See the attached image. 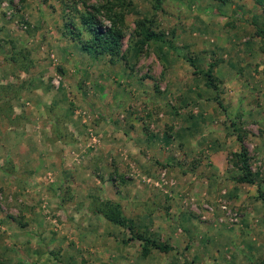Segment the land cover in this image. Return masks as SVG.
Instances as JSON below:
<instances>
[{"label":"rangeland","instance_id":"rangeland-1","mask_svg":"<svg viewBox=\"0 0 264 264\" xmlns=\"http://www.w3.org/2000/svg\"><path fill=\"white\" fill-rule=\"evenodd\" d=\"M131 1L124 58L110 62L60 30L73 3L105 0H0V168L21 182L9 194L0 170V225L44 223L36 238L62 237L41 258L60 264H252L264 257V66L258 78L250 71L264 64V3ZM144 17L159 38L139 49ZM211 63L216 89L202 73ZM237 133L253 184L237 179ZM59 143L70 145L63 170ZM18 158L45 165L13 175ZM98 198L170 248L142 255L125 227L92 210ZM160 212L172 230L158 226Z\"/></svg>","mask_w":264,"mask_h":264},{"label":"trees","instance_id":"trees-1","mask_svg":"<svg viewBox=\"0 0 264 264\" xmlns=\"http://www.w3.org/2000/svg\"><path fill=\"white\" fill-rule=\"evenodd\" d=\"M215 1L224 2V0ZM253 2L255 4H263L264 0H253ZM83 3L82 8L75 2L68 7V11H65L60 26L61 33L76 42L81 51L95 58L106 56L110 62L116 59H123V40L126 35L124 20L127 12L132 9V1L105 0L104 3ZM160 6L161 0H155L154 10L159 9ZM101 16L106 18L108 23H105ZM152 22V19L147 20L144 17L143 19H138L135 23L136 31L133 44L139 49L144 44L149 43V41L159 38V33L152 30ZM258 30L260 32L263 29L259 28ZM16 54L24 58L23 53L16 52ZM189 61L195 64L191 59ZM212 65L213 63L202 70V73L205 76L206 84L216 89V81L218 78L213 74ZM218 103L221 104L220 101ZM237 139L240 141V149L232 151L231 154L234 164L239 171L237 179L244 183L253 184L256 181V174L249 164V153L244 143V137L241 133H237ZM92 204V210L94 212L101 213L111 224L118 227H125L131 233L129 238L140 240L142 255H146L151 249L167 250L170 248L167 243L137 230L131 224L130 218L122 211L119 202L98 198ZM252 264H264V257Z\"/></svg>","mask_w":264,"mask_h":264},{"label":"crops","instance_id":"crops-1","mask_svg":"<svg viewBox=\"0 0 264 264\" xmlns=\"http://www.w3.org/2000/svg\"><path fill=\"white\" fill-rule=\"evenodd\" d=\"M263 66H264V64L262 62H260V63H258V65L256 67H254L253 69H250V71L252 72V74L256 73L257 74L256 77L258 78L259 76H261L260 73H261V69L263 68ZM245 74H246V71H245ZM236 76L238 77V74H236ZM239 77H238V79H239ZM261 80L264 81L263 78H261ZM69 146L70 145H68L66 143H59V144H56V146L54 147V150L52 149L53 153H55V151L58 150V154L55 157H57V160H58L57 164L59 165V167H62V170L64 167H66V165L64 163H62L63 161H62L61 155L65 154L66 151H68ZM9 162H10V164H12V169L10 171L8 170V172H11V174H13V175H17L21 170H25V169L30 170V168H33V166L36 165L35 172L28 173V176L34 175V177L36 176V173L39 172V170L43 169V167H44L43 165H45L44 163L42 164V162L40 160H38V162H36L35 158H32V164L33 165L30 164L29 162H27L26 164H23V162H20L19 158L9 160ZM0 170H1V172H3L2 173V179L4 180V182H7L5 185L7 186L6 189L8 190L9 194L10 193H12V195L15 194L14 191L17 192L19 190L17 183H21L20 180H18V179L12 180V179H14V176H12V178H10L8 173L4 172V170H5L4 165H1ZM60 198H61V196H60ZM65 209L67 210V207ZM58 211L60 212V210H58ZM0 215L2 216L1 213H0ZM141 215L143 218H146V216H144L146 214H141ZM4 217H5V215L0 217V219L2 220V223L4 221H6ZM159 217L160 218L158 220V226L161 229H166L168 227L169 230H172V226H168L167 216L163 217L161 215V212H160ZM31 224L32 223L28 222L27 224L21 225V227H18L16 225L8 227L7 224H6V226L0 225V227L1 226H2V228L4 227V229L6 231L5 236L2 237V239H0V247L7 246V249H8L5 252H3V250H0L1 264L6 263L7 261L10 264H50V262H51V264H60V261H57V259L50 260L49 258H46V257L41 258L42 255L40 254L41 253L40 251H41L42 245L43 246H51L52 245L55 247V246L61 244L60 242L58 243L57 239H61L62 236L58 235V233H57L56 234L57 239L53 243L51 242V240H53L51 238V235L46 240H44V239L40 240V239H38V237L36 238V234H33V230L37 229L39 231V229L41 227H44L45 224L43 223L41 225L40 223H38L37 225H39V226L41 225L40 228L37 225L32 226ZM143 226H144V224H143L142 220H139L137 222L136 228L138 229V228H141ZM244 227H246V226L244 225ZM90 228L92 230H94V229L98 230V228L93 227V225ZM47 229L48 228L45 226L44 229L41 228V231H45V230L47 231ZM241 230L244 231L243 228ZM48 231H49V229H48ZM44 236H46V235L43 232L42 238H44ZM110 239H111V237H110ZM116 240H117V238L114 237L113 240H110V241L116 242ZM136 240H138V239H136ZM45 241H47V242H45ZM250 241H254V236L250 238ZM137 242H138V244H140V240H138ZM257 244H258V242H257ZM26 248L29 250H26ZM110 252H111L109 254L110 259L115 261L114 258H117L115 256V253H113L112 251H110ZM117 256H118V254H117Z\"/></svg>","mask_w":264,"mask_h":264}]
</instances>
